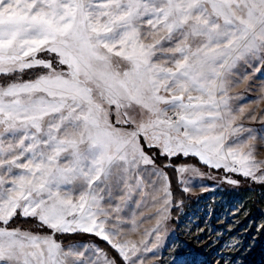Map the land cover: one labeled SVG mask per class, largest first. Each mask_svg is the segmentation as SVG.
<instances>
[{
	"label": "snow or ice",
	"instance_id": "6c2138e0",
	"mask_svg": "<svg viewBox=\"0 0 264 264\" xmlns=\"http://www.w3.org/2000/svg\"><path fill=\"white\" fill-rule=\"evenodd\" d=\"M262 68L264 0H0V264H146L166 169L203 175L180 157L264 184L242 122L264 109L232 94ZM28 220L48 233L12 227ZM76 234L105 247L58 239Z\"/></svg>",
	"mask_w": 264,
	"mask_h": 264
},
{
	"label": "rangeland",
	"instance_id": "374dc122",
	"mask_svg": "<svg viewBox=\"0 0 264 264\" xmlns=\"http://www.w3.org/2000/svg\"><path fill=\"white\" fill-rule=\"evenodd\" d=\"M246 71L251 75L253 69L247 68ZM262 86L264 68L252 76L251 91H245L244 85L233 89V95L245 97L233 103L250 106L259 117L264 103L257 108L250 105V101L257 98ZM242 122L258 131L254 155L257 161H264V140L260 138L264 133L259 132L264 129V123L259 118ZM189 158L191 160L184 164L194 165L203 175L192 171L184 174L186 185L179 184V187L182 191V187L187 186L189 191H182L185 198L173 202L169 219L161 230V244L154 253L147 254L146 264H264V192L255 188L262 184L233 173L225 174L222 169H209L196 158ZM225 175L239 184L225 183ZM155 211L149 206L138 210L137 216H154ZM155 222L154 218L144 220L138 232L131 233L130 238L138 241L144 230L152 228ZM34 226L37 229L28 230L39 234L49 231L40 228L35 221Z\"/></svg>",
	"mask_w": 264,
	"mask_h": 264
},
{
	"label": "trees",
	"instance_id": "16d2710c",
	"mask_svg": "<svg viewBox=\"0 0 264 264\" xmlns=\"http://www.w3.org/2000/svg\"><path fill=\"white\" fill-rule=\"evenodd\" d=\"M28 78V77H25ZM191 159L190 158H179V159H174L173 164L177 165V164H181V163H188ZM164 163H166L165 160L160 159L157 160V164L159 167H163ZM166 171L169 174V177L171 179V188H172V193H173V202H176L177 200L180 199H184L185 195L183 194V192L181 191L179 184L177 183L176 180V174L174 172V170H172L171 168L166 169ZM258 190H261L264 192V184L262 185H257L255 187ZM12 227H20L22 230H28V229H37L34 226V221L32 220H28V221H24V222H19L18 224H13ZM41 231V230H38ZM58 239H62L64 245H68L71 243H78V242H94L96 244H99L101 247H105L104 242L100 241L98 238L93 237V236H89V235H84V234H76V235H69V236H65V237H58Z\"/></svg>",
	"mask_w": 264,
	"mask_h": 264
}]
</instances>
